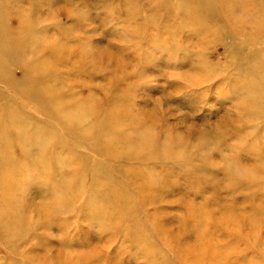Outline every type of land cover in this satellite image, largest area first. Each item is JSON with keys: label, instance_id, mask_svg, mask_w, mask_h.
<instances>
[{"label": "rangeland", "instance_id": "1", "mask_svg": "<svg viewBox=\"0 0 264 264\" xmlns=\"http://www.w3.org/2000/svg\"><path fill=\"white\" fill-rule=\"evenodd\" d=\"M144 1L2 2L0 264H264V62L232 53L252 28L227 0ZM170 137L190 161L154 157Z\"/></svg>", "mask_w": 264, "mask_h": 264}, {"label": "bare ground", "instance_id": "2", "mask_svg": "<svg viewBox=\"0 0 264 264\" xmlns=\"http://www.w3.org/2000/svg\"><path fill=\"white\" fill-rule=\"evenodd\" d=\"M3 1L4 0H0V33H6L5 27L3 25V20L5 17L4 6L2 3ZM137 1L141 2V0H137ZM244 1L245 0H227L226 2H229V4L225 6V10H226L227 14H230V16L234 13H239L241 17L242 16L244 17V18H242V20L244 21V25L249 26L250 28H252V30L250 32L244 31L245 34H242V37H245V38L241 39L242 40L241 44H235V43H237V42H235L236 38L234 36H232V34L228 31V28L225 24L223 26L222 31L226 32V35L228 37L229 36L233 37L232 42L233 41L235 42V43H232V46H233V48H232L233 52L232 53L233 54L239 55V56H244L246 58L247 62H253L255 59H260L261 61L264 62V59L261 58V57H264V14L254 13L252 16L247 15L248 10H247V6L244 5V4H246ZM256 1L257 2H255V3L258 4L259 7L261 8V10L264 11V0H256ZM6 2L10 3V0H6ZM144 2H146V3H143L144 5H147L146 8H149L150 6H152L153 4H156V3H157L156 5L159 7L161 4V2H155L154 3L153 0H146ZM156 5H155V9L161 10V9L157 8ZM246 5H248V4H246ZM37 14H38V12H37ZM17 19L19 20V27L20 28L32 30L34 25H35L34 22L32 20H29L28 17L23 12L19 13ZM10 20L13 22V20L11 18H10ZM231 20H233V18H226V19H222L221 21H224L226 23L228 21L230 22ZM40 37L43 40V37L42 36H40ZM48 37L49 36H47V38ZM48 39H50V38H48ZM31 41H34V35L31 36ZM44 42H45L44 40L40 41L39 45H42L44 47ZM46 42H48L47 46H50L52 48L53 47L56 48V46H57V42L55 41L54 38L47 40ZM255 45H257V46H255ZM44 62H45V60L42 63L39 62V63L35 64L36 66H34V65L30 66V64H29L27 66V68L23 67V66H21V68L26 70V72H28V74H30L31 72H34V74H37V76L40 77V74L42 75V72H45L46 69L49 67V64L44 63ZM206 67H208V66H206ZM44 69H45V71H44ZM251 71L254 72L255 69L253 68ZM28 78H34L33 74L28 75ZM28 78H26V79H28ZM23 79H25V77ZM260 79H261L260 77H257L256 80L251 82L250 85L248 86V91H247V87H245L246 93H248L249 96L246 97V99L244 100V103L248 106L247 109L253 113L260 112V109L264 108V91H263L264 81L262 80V82H263L262 83V82H260ZM28 81L33 83V81L30 79H28ZM46 89H49V90H51L50 92H53V90L51 89L49 84L46 85L45 90ZM45 90L43 88H41V89L39 88L37 91L41 94ZM54 99L55 98H52V99L47 98L46 101H43L44 106H46V107H44L45 111H47L49 113L58 114L63 121H68L69 124H74V125L79 124L82 121L81 117L85 118L84 116H86L87 113L90 111V109H88L86 107V105H89V101H87L85 105H82V107H80V106L77 107L76 105H73V104L72 105L66 104V103L64 104L61 101L57 102ZM94 119L97 120V117ZM83 121H84V119H83ZM69 124H68V126H70ZM145 132H146V130H145ZM147 133H148V138L153 137V135L151 134L150 131L147 130ZM179 141H181L179 137L166 138V140L164 141L165 143L160 144L161 148H159V151L156 154H154V157L160 156V152L162 151V149H166V150L171 149L172 150L171 154H169V156L167 158H170V159L174 158L175 160H177L179 162H183V163L190 161V158H189V155L187 154V152L181 151L178 149V147L180 145ZM150 143H153V142H150ZM149 145L152 146L154 144H149ZM186 156H187V158H186ZM228 172L231 173V170H227V173ZM233 174L234 173L232 172L231 175H233ZM168 248H170V247H168ZM175 255H176V253H175ZM179 259H181V258H179Z\"/></svg>", "mask_w": 264, "mask_h": 264}]
</instances>
